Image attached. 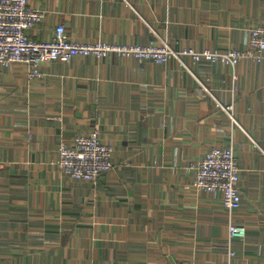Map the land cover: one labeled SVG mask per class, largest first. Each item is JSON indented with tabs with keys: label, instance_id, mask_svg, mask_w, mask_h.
<instances>
[{
	"label": "crops",
	"instance_id": "crops-1",
	"mask_svg": "<svg viewBox=\"0 0 264 264\" xmlns=\"http://www.w3.org/2000/svg\"><path fill=\"white\" fill-rule=\"evenodd\" d=\"M29 1L45 15L36 40L63 24L79 41L228 50L264 22V0ZM184 61L75 57L34 80L0 68V264H264V62ZM94 129L115 166L72 179L59 145ZM222 145L241 169V238L220 194L193 183Z\"/></svg>",
	"mask_w": 264,
	"mask_h": 264
},
{
	"label": "built area",
	"instance_id": "built-area-1",
	"mask_svg": "<svg viewBox=\"0 0 264 264\" xmlns=\"http://www.w3.org/2000/svg\"><path fill=\"white\" fill-rule=\"evenodd\" d=\"M45 18L42 11L34 8L29 0H0V68H9L23 63L28 67L29 79L45 76L42 64L50 61H69L75 57H94L98 60L111 56L136 58L139 61L166 63L175 59L187 67L185 58L198 62H219L235 68L243 59L264 62V22L255 21L247 27L246 48L228 50L194 47L175 49L167 42L151 43H111L107 41H79L70 38L65 26L56 27L51 40H36L28 31L37 27ZM207 90L209 88L205 86ZM233 110V106H227ZM234 120V118H233ZM114 146L103 140L99 130L79 133L73 144L61 142L58 148L57 168L78 181L97 182L114 166ZM194 186L198 189L219 193L222 206L232 217L230 238L243 237L246 228L234 221L233 214L240 208L241 169L231 146H213L204 157L193 166ZM230 255H234L231 250Z\"/></svg>",
	"mask_w": 264,
	"mask_h": 264
}]
</instances>
